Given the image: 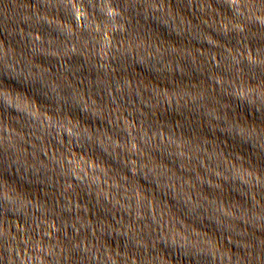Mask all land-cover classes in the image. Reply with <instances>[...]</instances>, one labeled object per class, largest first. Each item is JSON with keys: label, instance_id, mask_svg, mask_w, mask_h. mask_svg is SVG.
I'll list each match as a JSON object with an SVG mask.
<instances>
[{"label": "water", "instance_id": "obj_1", "mask_svg": "<svg viewBox=\"0 0 264 264\" xmlns=\"http://www.w3.org/2000/svg\"><path fill=\"white\" fill-rule=\"evenodd\" d=\"M0 264H264V0H0Z\"/></svg>", "mask_w": 264, "mask_h": 264}]
</instances>
